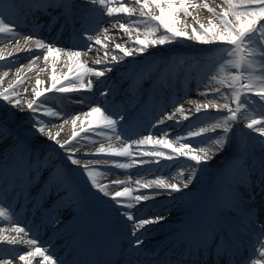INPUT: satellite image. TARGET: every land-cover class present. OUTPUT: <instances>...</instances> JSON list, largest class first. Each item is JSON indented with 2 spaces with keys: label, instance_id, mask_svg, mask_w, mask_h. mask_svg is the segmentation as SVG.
<instances>
[{
  "label": "snow or ice",
  "instance_id": "1",
  "mask_svg": "<svg viewBox=\"0 0 264 264\" xmlns=\"http://www.w3.org/2000/svg\"><path fill=\"white\" fill-rule=\"evenodd\" d=\"M190 7L198 8L200 5H190L189 0H129V3L115 8L110 6L109 0H7V3L5 0H0V34H3L0 35V41L15 40L19 45L20 33L17 31L19 24L16 20H26L29 16L38 19L42 15L55 13L69 26L77 22L81 27L88 23L92 24V27L83 33V38L88 42L84 49H63L41 39L35 40V49L31 51L42 52L46 62L50 58L58 59L61 54L66 55L71 67L68 74L61 77L57 75L53 65L51 85L43 91L34 89V98L26 105L30 110L27 117L20 115V109L24 105L21 104L19 95H13L17 91L15 87L0 93V102H6L4 109L0 110V161L26 158L28 171L33 175L35 172H40L41 177L47 182L54 178L57 169L54 164L45 167L48 159L45 152L48 149L46 144H41L39 141L51 142L58 151L64 153V158L70 166L80 169L89 189L107 198L127 224L129 237L127 246L122 247L114 243L103 261L96 260L91 264H141L142 256L147 264H236L237 254L244 244V234L249 231H255L253 251H258L260 259H248L241 264H264V0H223L220 11L204 3L203 7L215 18L209 20L207 25L192 17ZM180 13L194 21L195 26L192 27L191 32L186 27L184 29L177 27L179 23L177 17ZM136 15L141 18L131 19ZM121 16L127 18L128 22H122ZM93 17L99 18L93 19ZM102 17L110 18V26L115 29L118 25L119 30L129 39L132 38L133 31L145 37L134 40L128 47L117 43L115 49L122 53L123 57L143 56L149 51V47L162 48L181 40L217 45L229 57L226 63L235 69L234 72L217 81L228 91L222 92L220 88H214L210 93L197 92V95L205 97L219 95L226 101L231 100L234 107L228 102L218 104L214 100L197 105L196 114L202 110L207 112L208 109L216 112L223 110L226 114L211 117V122L197 126L182 136L170 138L169 129H161L160 125L172 119L177 112L183 114V106L179 105L175 107L174 112H164L161 118L155 120L147 135L130 139L125 128L129 118L107 107L110 102L108 97L114 94V90L104 87V78L116 70V65L120 61L115 55L111 56L115 64L97 60L94 65H89L79 59L83 52L91 51L94 45L105 47V56L110 55L106 48L107 39L101 40L95 35L97 30H102L105 35L109 33V27H103ZM158 31H160L159 36L156 35ZM23 39L27 43L34 37L26 35ZM39 58V54L30 56L33 61ZM0 60H3V57H0ZM17 62L8 60L0 66H10ZM100 65L103 66L98 67ZM254 65L257 66L256 69H253ZM85 74L95 76L97 84L89 80L86 85ZM171 83L169 80V87ZM41 84L43 81L37 80V85ZM151 85L152 81H149L148 87ZM98 86L102 89L99 95L104 102L103 105L92 106L84 113H77L72 119L71 139L62 143L57 139L59 133L53 134L44 123L45 116H61L51 108L42 111L47 99L45 93H78L81 96L78 103L83 104L86 102L83 94L94 92ZM42 97L44 99H41ZM250 113H259V115H250ZM81 116L84 118V123L77 129L76 125L81 120ZM184 118L189 119L187 115ZM22 119H29L30 123L23 126ZM242 119L247 120L244 125L247 129L259 134L261 143L258 155L255 151L242 149L235 140L234 126ZM63 122L67 123V120ZM175 123L177 126L180 125V121ZM154 129L162 132L163 137L154 136ZM82 132L86 134L84 137L80 136ZM95 137L124 140L125 144L120 148L111 146L105 148L101 145L98 153L85 152L82 157H77L79 148ZM185 138H188L187 142H181ZM196 138L200 140L196 146H193L192 140ZM174 140L178 147L174 146ZM134 146L136 149H141L135 158L132 154ZM149 146H151L150 150H143ZM89 156L97 158L84 162ZM117 157L125 158L128 162L110 159ZM179 157H184L186 162L191 161L187 164V177H181L182 184L167 183L164 179L137 181L140 191L133 195V189L122 186L124 181H112V186H122L121 190L113 192L110 191V185L101 183L98 179L101 175L109 174V168L105 166L114 165L117 169H128L133 165L142 166L150 162H155L159 166L161 159L173 161ZM221 157L224 163L218 165L220 180L207 208L198 217L195 228L190 235L183 238L184 244L180 250L174 251L171 256L158 252L145 256L141 251L145 235L155 225L167 220L171 214L170 209H166V214L163 215L145 214L147 202L165 194L169 199L173 198L174 194H184L196 180L197 171L203 172L212 161ZM235 168L240 169L241 175L245 178L243 183L229 180L230 172ZM73 187L69 174L67 187L57 185V192L63 188L65 196L68 197L63 207L75 213L81 204L74 203ZM60 199L64 198L60 197ZM5 207L10 208L9 205ZM13 214L15 210L7 214L4 208H0V217H5L7 221H11ZM51 223L53 226L59 224V217H53ZM4 231L5 229L0 227V233ZM11 232L16 233L17 236L21 233L27 235V232L38 235L34 229L26 231V227L20 226L12 227ZM17 236L0 234V245L15 248L21 243H26L32 247L17 255H12L8 247L0 248V264H14V261L33 264V260L37 258L43 264H68V261L56 255L55 249L50 245L41 249L36 246L37 239L23 240L18 239Z\"/></svg>",
  "mask_w": 264,
  "mask_h": 264
},
{
  "label": "bare ground",
  "instance_id": "2",
  "mask_svg": "<svg viewBox=\"0 0 264 264\" xmlns=\"http://www.w3.org/2000/svg\"><path fill=\"white\" fill-rule=\"evenodd\" d=\"M5 3H7V0H5ZM109 3L110 6L111 4H113L112 7L117 8V5L121 3H129V0H109ZM204 3H207L209 7H214L212 5L214 1L189 0L190 5H200V7L198 8L190 7L191 9L189 10L192 14V17H195V19L199 22H202L203 20H206L208 22L209 20H214L215 18L213 17L212 13L208 12L207 9L203 7ZM96 18L99 17H93V19ZM102 20L103 27H109V33L105 35L102 30H97L95 32V35L99 36L101 40L107 39L108 43L106 48L107 52L110 53V55L106 57L104 53L103 56H100L99 58L105 63L115 64V61L111 60V56L116 55L120 61V63L116 65V70L113 73H109L104 78V87L114 90V94H110L108 97L112 98V104L114 105V107H112L111 105H107V107L113 112L123 113L126 115V117L129 118L128 123L125 125V128L127 129V135L130 139H135L137 137H143L147 135L152 123L155 120L161 118L164 112H174L175 107L179 105L183 106V114L177 112L175 115L172 116V119L167 120L165 124L160 125L161 129H169L170 138L182 136L188 130L194 129L197 126H203L204 124L211 122V117H218L226 114L224 111L216 112L215 110H207V112L202 110L199 114H196L195 110L197 105H202V101L204 99L209 100L206 102V104L214 100L218 104L228 102L231 106L234 107V104L231 100L226 101L222 98H215V96L205 97L197 95V92L210 93L214 88H220V91L222 92L228 91L226 87L221 86L217 83L218 79L213 82V79L211 77L209 80L205 81V77L207 76V74L205 73L207 67L206 64L208 63V61L213 62L210 64V68L212 71H215L214 69L217 68L214 67V62L220 64V62L224 61L227 58V56L223 55V50L218 48L217 45L208 44L201 47L198 46L196 42L181 40L178 43L165 45L162 48L149 47V51L143 56L137 55L135 58L123 57V54L115 49V46L110 45L119 43L124 47L130 46L133 41L137 39L136 37H134L135 31L131 33L132 38L129 39L127 35H124L119 30L118 25L115 29L110 26V18L102 17ZM121 20L122 22H128L127 18L123 16H121ZM177 20L179 21L177 27L180 29H184L186 27L187 30L191 32L192 27L195 26L194 21L191 18L185 16L184 14L179 15L177 17ZM16 23L19 24V28L17 29V31L20 33L18 37L20 41L19 45H17L15 40L0 41V57H3V60H0V65L4 64V62L8 60L18 61L17 63L11 64L10 66H0V85L4 84L9 79L10 82H12V85L9 88L0 89V93H3L15 87L17 91L16 93H13V95H19L20 102L24 105V107L20 109V115L27 117L29 115L30 110L27 109L26 105L29 99L31 97H34V89L38 88L39 90L43 91L45 88L50 87L53 65H55L57 75L61 77L64 74H68L69 68L71 67V62L68 61L66 55L61 54L58 59L50 58L46 62L43 58L42 52L36 53L35 51H31L35 49V40L41 39L45 42H50L54 46L72 50L84 49L87 47L88 42L84 43L76 39L73 34L76 32L75 29L77 26L75 27V25L69 26L65 24V22L55 13H53V16L52 14L42 15L38 19H33V17L29 16L26 20H16ZM87 26H89V30L92 27V24L88 23ZM85 29L86 28L84 27L82 30ZM141 32H143V28H141ZM26 35H33L34 39L26 43L23 39V37ZM156 35L159 36L160 31H158ZM95 46H93L91 51L83 52L79 59L89 65H94L95 61L91 57V55L96 57L99 53H103V50H105V47L99 45H97L98 49H94ZM18 48H23L25 50L18 51ZM37 54L40 55L39 59L35 61L30 59V56ZM53 55L55 57V54ZM101 66L103 65H100L98 67ZM253 69H255L254 66ZM234 71L235 69H233L231 65L228 64L225 70L221 72V74L216 73L215 76L220 74L221 77H224L228 73H232ZM5 73H7V75H5ZM37 80L43 81V84L38 86ZM89 80H91L93 84H97V78L95 76L85 74L84 82L86 85ZM169 80H171L172 82L170 87L168 86ZM18 81H22V83H18ZM149 81H152L151 87H148ZM203 82H205L206 84ZM99 91L100 87L98 86L94 92H85L83 96L86 102L83 104L78 103V101L81 99V96L78 93H45V96L47 97L45 103L49 105H43L42 111L45 108H51L53 110L55 109L57 113L61 114V116H45L44 123L48 126V128L52 131L53 134L59 133L57 139H59L62 143L66 140L71 139V135L73 132L72 119L77 113H84L88 111L92 106L103 105V101L99 95ZM55 95H62L64 101L63 99L60 101L59 99L57 100V97H55ZM185 96H187V99H185ZM41 99H44V97H42ZM5 104L6 102H0V110L4 109ZM135 107H137V109L132 111V109ZM135 111L137 113H134ZM136 114L145 117V125L140 126L139 124H136ZM191 114H196V116L187 120L184 119L183 121H180L179 126L176 125L175 122L179 121L177 119V116H190ZM250 115L253 114L250 113ZM64 120H67V123H64ZM49 121H52V123H49ZM29 123V119L21 120V124L23 126H27ZM83 123L84 118L83 116H81V120L77 123L76 128L79 129L83 125ZM246 123L247 120H240L239 123L235 125L236 131L238 133L255 137V132H252L244 126ZM88 127L92 126L88 125ZM85 135L86 134L83 132L80 133L81 137H84ZM153 135L163 137V133L155 129L153 130ZM187 140L188 138H185V140L181 142H187ZM199 140L200 138L192 140L193 146H196ZM242 141L245 142V139ZM259 141H261L260 138ZM39 142L41 144H46V147L48 149L45 152V156L48 158L46 162H49V164H54L56 166L57 172L55 177L58 178L56 179L57 184H64V182L61 181V177L67 176L64 175L66 171H71L72 173H74L73 175L76 176H74V178L77 179V182L89 189L84 174L80 171L79 168L75 166H70L68 164V162L64 158V153L58 151L56 146L51 142H46L43 140H40ZM173 143L174 146L178 147V144L175 140L173 141ZM237 143L241 146V148H247L250 151L257 150L259 154L260 143L255 142V139H253L254 144L251 146H244L240 144V141H238ZM124 144V140H116L115 138L106 139L104 137H95L88 143H86L84 146L80 147L76 155L77 157H82L85 152L98 153V150L101 145H103L105 148L109 146L113 148H120L123 147ZM150 147L151 146L143 150H150ZM140 150L141 149H136L134 146V149L132 150L134 158L137 156V152ZM166 151L170 152V150ZM95 158L97 157L89 156L84 159V162H87L88 159ZM110 159H114L118 162H128L125 158L117 157ZM221 160L224 161V159L221 157L218 158L216 161H212L210 163V165L204 170L207 171L206 176L201 175L202 172L197 171L196 180L193 181L192 185H190L189 190H185V193L191 192L190 190L193 187H197V189L199 188V192L205 191V187L203 185L205 184L207 177L211 175L212 177H215V175L219 173L218 170H216V172H213V170ZM19 161L27 162V159L13 158L11 161H0V186L2 180H5L7 175L11 182L14 184V171L16 169L15 166L18 164ZM190 163L191 161L186 162L184 157H179L178 159H174L173 161L161 159L159 162V166H157L155 162H150L142 166L138 164L133 165L128 169H117L113 165L112 169H109V172L111 174H120L122 177H124L125 179L123 178L124 180H122L124 181V184L122 186H127L133 189V195H135L137 191H140L136 183L137 181L143 182L150 181L153 179H164L167 183L182 184L181 177H187V164ZM10 171L11 174H9ZM101 172H103V169H101ZM38 174L39 172H35V174L33 175L34 178H36ZM229 178L232 181H236L239 183H241L242 179H245L241 175V171L238 168L231 170ZM98 179L101 183L110 185V191L114 192L116 190H121L122 186H112L108 183V181L111 179L108 180L107 177L104 175L99 176ZM77 182H75L73 179V183L76 187L79 186ZM56 185L50 187L53 189ZM42 186L47 187L48 184L45 183ZM3 193L7 194L5 188L1 193L2 196H0V201H2V203H0V208H4V211L7 214H11V211L15 210V214L12 215L11 221H7L5 217H0V227H3L5 229V231L0 234L4 236H17L16 233L11 232V229L14 226L26 227V231L27 229H34L38 235H34L32 232H27V235L21 233L17 236V238L23 240L37 239L38 244L36 246L40 247L41 249L47 247L44 244L51 237H60L62 234H66L67 232L73 231V229L78 225L79 219L85 218L84 216L86 215L90 216L91 210L94 216V213L96 211L97 214L100 215V218L105 219L108 223H106L107 226L109 225L113 228H118L122 231L124 230V232L127 233V224L123 221V218L118 215L117 208L114 207L107 198H103L93 191L90 192V197L84 199V201L87 202L90 206V208H87L88 210L85 211L86 214L82 213L81 215H77L74 217L72 216L74 215L72 211L65 210L63 205L59 203H54L51 206L48 214L51 217L58 216L59 219L64 220L62 226L54 234L50 233L51 230H49V228L51 222H49L48 219L40 221L39 218L34 217L33 219L36 220V222L35 225L32 226L31 220H28V217H24L21 214V216H19L18 214H16L18 212L17 207L14 206L15 202L7 198L6 195L3 196ZM49 193L50 191H46L47 195ZM46 194L37 193V195L33 196L32 198L36 199V203H40L47 196ZM182 195L183 194H175L173 195V198L169 199L168 196L165 194L157 197L156 199H150L147 202V207L144 209V213L149 215H163L166 214V209H170V217H172L174 220L182 219L183 216H190L191 218L194 216V218L198 220L200 213H203L207 208L209 200H199L197 203H194L189 206L187 202L182 199ZM18 196L19 200H22V198L25 200L27 198L26 196L22 197L20 193L18 194ZM82 202L83 200L80 204H82ZM5 205H9L10 208L5 207ZM170 227V223L162 222L154 226V228L150 230L146 235L148 236L152 233H156L159 231L164 232L168 229L170 230ZM168 234H170V232ZM168 234H163V237L165 238L166 236H168ZM178 236L185 237L183 229H181L179 233L177 232V237ZM158 244V242L151 244V247L149 249H151L153 252H157V246H159ZM177 244L179 245V243ZM2 247H8L12 255H17L31 248L32 246L26 243H21L15 246V248L0 245V248ZM172 250L174 249H171V251ZM237 256L240 262H246L248 259H260L258 251L254 252L253 249H247L243 245L240 251L238 252ZM14 264H23V262L14 261ZM33 264H43V262L40 261L39 258H37L33 260Z\"/></svg>",
  "mask_w": 264,
  "mask_h": 264
},
{
  "label": "rangeland",
  "instance_id": "3",
  "mask_svg": "<svg viewBox=\"0 0 264 264\" xmlns=\"http://www.w3.org/2000/svg\"><path fill=\"white\" fill-rule=\"evenodd\" d=\"M206 1H214V3L212 4L214 7V9H216V10H218V11H220V8L223 6V0H206ZM125 4H127V3H121V4H119V5H117L116 7L117 8H119V7H121V6H123V5H125ZM113 4H111V6H112ZM191 9V8H190ZM183 13H180L179 15H182ZM138 18H140L139 17V15H136V16H133V18L132 19H138ZM200 23H203V24H205V25H207V23H208V21H206V20H203L202 22H200ZM190 32V31H189ZM133 33V32H132ZM134 34H135V36L134 37H136L137 39H144L145 37L143 36V35H137V33L136 32H134ZM117 43H115V44H112V45H110V46H115ZM198 44V46H204V45H208V44H199V43H197ZM95 46V45H94ZM184 46V45H183ZM94 49H98V46L96 45L95 46V48ZM105 53V50H103V53H99L98 54V56H96V57H94L93 55H91V57L94 59V61H97V60H100V56H103V54ZM113 54V53H112ZM223 55H225V53L223 52ZM116 56V55H115ZM226 56V55H225ZM116 59L117 60H119V58L116 56ZM229 58L227 57L224 61H222V62H220V64L219 63H217V62H214V67L215 68H217V69H214L215 71H212L211 70V68H210V64L211 63H213V62H210V61H208V63L206 64V71H205V73L207 74V76L205 77L206 79H205V81H207V80H209L211 77H212V79H213V76H215L216 75V73H220L221 74V72H223L224 70H225V68L227 67V63H226V61L228 60ZM254 67H255V69H256V65H254ZM220 74H218L217 76H215V79H213L212 81L213 82H215V80L216 79H221L222 77H221V75ZM203 83H205V82H203ZM206 84V83H205ZM12 85V82H10V79L9 80H7V82H5L4 84H2V85H0V89H4V88H9L10 86ZM204 88H206V87H204ZM208 88V87H207ZM201 89V88H200ZM17 90V89H16ZM55 97H57V100L59 99V101H60V99H61V97H60V95H56ZM34 97H31L29 100H31V99H33ZM215 98H220L219 96H215ZM207 101H209V100H203L202 102H203V104H206V102ZM62 102V101H61ZM230 104V103H229ZM49 105V104H48ZM47 105V103H44V106H48ZM46 109V108H45ZM53 110V109H52ZM211 110H213V109H211ZM54 112H57L55 109L53 110ZM221 111H223V110H221ZM195 113V112H194ZM253 115H259V113H252ZM193 115L194 114H191L190 116H188V117H193ZM182 118V119H184V117L185 116H183V115H181V116H177V118ZM234 131H235V133H236V136H235V140H237V142L238 141H240V144H242V145H244V146H251V145H253L254 143H253V139H255V142H257V143H261V141H259V138L260 137H258L259 136V134L258 133H255L256 134V136L254 137V136H248V135H246V134H242V133H238L237 131H236V126H234ZM246 136H248V137H246ZM245 139V142L244 141H242V140H244ZM47 145H49V144H47ZM242 149H244L243 147H242ZM224 163V161L223 160H221L217 165H216V167L214 168V170H213V172H216V170H218V165H221V164H223ZM235 169H237V168H235ZM206 174H207V171H203L202 172V174L201 175H203V176H206ZM213 174V173H212ZM219 180H220V176H219V173H217L216 175H215V177H212V175L211 176H209V177H207V180L205 181V184L203 185L204 187H205V191L207 192V191H209V190H211L212 191V189H209V186H211L212 184H214V186H217V183L219 182ZM194 188H196L197 189V187H194ZM199 189V188H198ZM200 190V189H199ZM213 192V191H212Z\"/></svg>",
  "mask_w": 264,
  "mask_h": 264
}]
</instances>
